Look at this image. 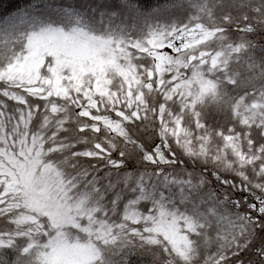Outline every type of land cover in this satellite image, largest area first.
I'll use <instances>...</instances> for the list:
<instances>
[{"label":"snow or ice","instance_id":"snow-or-ice-1","mask_svg":"<svg viewBox=\"0 0 264 264\" xmlns=\"http://www.w3.org/2000/svg\"><path fill=\"white\" fill-rule=\"evenodd\" d=\"M0 264H264V0H0Z\"/></svg>","mask_w":264,"mask_h":264},{"label":"trees","instance_id":"trees-1","mask_svg":"<svg viewBox=\"0 0 264 264\" xmlns=\"http://www.w3.org/2000/svg\"><path fill=\"white\" fill-rule=\"evenodd\" d=\"M14 3H23V0H13Z\"/></svg>","mask_w":264,"mask_h":264}]
</instances>
